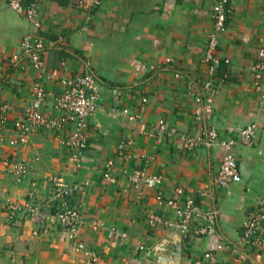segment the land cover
<instances>
[{"label":"crops","instance_id":"0c3cea01","mask_svg":"<svg viewBox=\"0 0 264 264\" xmlns=\"http://www.w3.org/2000/svg\"><path fill=\"white\" fill-rule=\"evenodd\" d=\"M217 1L99 0L82 29L84 13L75 0L38 1V27L0 0V105H7L6 122L0 124V157L27 167L17 180L0 170V199L21 198L31 189L47 196L50 180L58 177L70 190L63 207L76 210L83 221L76 236L82 247L75 250L43 211L7 221L0 205V264H206L205 251L214 254L217 264H264V246L240 241L243 219L264 194V72L255 90L250 70L264 48V0H227L223 30L214 31L211 14ZM24 33L44 45L45 115L57 116L51 94L61 93V79L88 70L99 79L98 105L88 117L89 147L77 167L62 143L68 127H44L31 133L25 144L6 143L13 136V121L23 117L35 79L24 59L11 60ZM211 37L219 60L215 91L198 101L188 94L185 75L174 72L200 85L205 76L201 58ZM198 103L206 111L204 122L214 127L219 139H236L242 127L257 125L250 144L235 141L230 148L240 180L227 187L210 184L223 154L219 144L183 151L176 134L159 140L153 135L162 119L168 127L196 137L201 130L193 118ZM134 111L139 117L127 121ZM120 142L128 157L118 153ZM106 161L111 162L107 177L102 167ZM134 170L160 175V181L152 187L142 180L133 185L128 175ZM176 188L182 189V198L217 209L216 230L190 237L175 262L159 263L152 255L175 237L172 230L149 226L146 219L151 214L175 218L172 208L157 203L155 195L175 197ZM138 244L150 253L139 250ZM170 247L168 243L163 254Z\"/></svg>","mask_w":264,"mask_h":264},{"label":"built area","instance_id":"2783aa9c","mask_svg":"<svg viewBox=\"0 0 264 264\" xmlns=\"http://www.w3.org/2000/svg\"><path fill=\"white\" fill-rule=\"evenodd\" d=\"M40 0H6L9 8L17 12L21 18L32 27H38L37 2ZM227 0H219L214 5L211 17L214 31H221L224 27V21L228 9ZM99 0H75V7L84 13L82 29H85L86 23L90 19L89 13L97 7ZM216 39H208L201 63L205 66V76L199 82L190 80L188 75L175 71L177 77L185 75V86L189 95L198 98L201 101L202 96L215 91L213 74L218 57L214 54ZM44 45L40 38L30 33H24L19 39V53L12 56L11 60L24 59L31 69L35 72V79L30 86V99L27 102L23 117L13 121V136L6 139L9 146L16 144H25L31 133L44 127L55 131H62L68 127L67 133L62 138V143L70 149V158L73 164L79 166V161L89 147L88 136L90 126L88 122L89 115L98 105L99 99V79L91 71H85L71 79L60 80L63 86L61 93L52 95V108L57 112L56 117H50L43 113L42 105L46 97V91L42 86V75L44 65L41 59V53ZM258 60L250 65L253 75L252 86L255 90L260 89V80L264 72V48L257 52ZM170 59L167 57L165 61ZM228 62L227 59L223 60ZM197 84L199 86H197ZM144 101V100H143ZM6 104L0 105V124L6 122ZM139 117L138 111H134L126 116L127 121H135ZM195 121L201 124L200 133L190 138L174 127H168L162 119H158L154 128V137L156 140L162 139L165 135L176 134L180 139L181 149L188 151L197 145L211 146L219 144L223 148V154L216 173L212 176L211 185L214 187H227L232 182H238L240 175L237 171L235 158L230 152L231 146L235 141L241 144H250L254 137L257 125L251 122L242 127L236 139H219L214 127L206 124L205 109L198 103L193 112ZM118 153L123 157H128L123 150V144L120 142L116 146ZM107 177L111 170V162L106 161L102 165ZM0 170L7 172L15 180L24 177L26 174V164L22 161H9L6 156L0 157ZM130 183L137 184L142 180L147 187H152L159 183L160 175H144L141 170H134L128 175ZM176 196L163 198L160 193H156L155 199L159 204H165L172 208L175 218L167 220L157 214L147 216L149 226H162L171 231V235L181 241L182 246L190 237H202L212 234L216 230L217 209L214 206L203 208L195 204L190 198H182V189H175ZM204 194L203 192H199ZM70 194L69 187L65 180L61 178H52L50 180L49 195L39 194L35 189L29 190L23 197H4L0 199L2 211L7 221H12L15 216L31 215L38 210L43 211L47 217H50L56 223L60 230L73 241V247L78 250L82 243L76 240L82 218L80 214L72 209L63 207L64 198ZM124 237V233L119 234ZM240 241L253 247L264 246V194L258 197L254 202L253 209L246 215L241 223ZM139 250H144L145 254L150 253V249L138 244ZM203 258L206 264H217L218 261L213 253L205 251Z\"/></svg>","mask_w":264,"mask_h":264},{"label":"water","instance_id":"95a60500","mask_svg":"<svg viewBox=\"0 0 264 264\" xmlns=\"http://www.w3.org/2000/svg\"><path fill=\"white\" fill-rule=\"evenodd\" d=\"M170 243V249L163 254L164 248L166 245ZM181 249H182V244L181 241L177 238H175L171 242H163L161 243L157 249L156 252L152 255L154 261L159 262V263H172L175 262L179 257L181 256Z\"/></svg>","mask_w":264,"mask_h":264}]
</instances>
